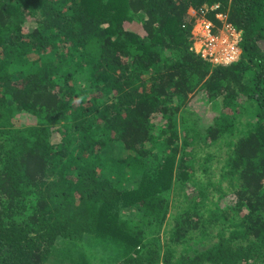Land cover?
I'll return each instance as SVG.
<instances>
[{"label": "trees", "instance_id": "16d2710c", "mask_svg": "<svg viewBox=\"0 0 264 264\" xmlns=\"http://www.w3.org/2000/svg\"><path fill=\"white\" fill-rule=\"evenodd\" d=\"M0 264H264V0H0Z\"/></svg>", "mask_w": 264, "mask_h": 264}, {"label": "rangeland", "instance_id": "374dc122", "mask_svg": "<svg viewBox=\"0 0 264 264\" xmlns=\"http://www.w3.org/2000/svg\"><path fill=\"white\" fill-rule=\"evenodd\" d=\"M214 8L217 7L216 5L213 6ZM205 12L206 9L205 7L202 8V11H199V13H197L195 10L193 9H189L188 10V14L193 18V22H192V35L194 37V32L196 34H198L199 32H201L200 29V23L202 22V20H204L203 18L206 19L205 16ZM216 17L218 19H220L221 23H219V25L215 24L212 22V35L215 36L217 38V41L215 42L216 47L213 49V53L217 56V60L218 61H223V55L228 52L230 50V48L235 45L234 41H235V33L234 31H237L233 26H231L230 24L226 23V16L222 15V14H216ZM208 20V19H207ZM205 21V20H204ZM236 36H240L241 37V33L239 31L236 32ZM195 39L199 38V35L194 37ZM193 42V45L197 42ZM192 45V47H193ZM234 47V46H233ZM240 56V48H239V55L238 58L235 60L237 61L239 59ZM234 61V62H235ZM222 63V62H220ZM230 64V63H228ZM216 65V64H214ZM75 85H79V83H75ZM191 96V97H190ZM190 97V99H189ZM188 99H186V103H185V108L183 107H179V113L181 112V109L183 108V113H184V121L186 123H189L190 118H197L198 119V123L200 126H207L209 125V123L211 122L213 116H215V114L217 113L218 107L216 104H212V103H208L206 101V94L203 93V91H196L194 94L190 93L189 94ZM75 101H77V99H75ZM191 112V113H189ZM188 115L190 116V118L188 117ZM23 118L22 114L20 116H18V118ZM20 118V119H21ZM22 121H24L23 119H21ZM26 121L24 122H30V119L25 118ZM151 121L157 125V127L159 126V124H161L162 122L165 121L164 118H161V116H155L153 118H151ZM53 141H58L59 140V135L57 133L53 134L52 137Z\"/></svg>", "mask_w": 264, "mask_h": 264}, {"label": "built area", "instance_id": "2783aa9c", "mask_svg": "<svg viewBox=\"0 0 264 264\" xmlns=\"http://www.w3.org/2000/svg\"><path fill=\"white\" fill-rule=\"evenodd\" d=\"M203 19L205 21L202 20V22L199 24L201 26L200 27L201 32H199L198 34L194 32V37L199 35V38L195 39V42L196 41L197 42L193 45L192 47L193 50H195V52H198L204 60L212 64L219 65V64H228L234 62L239 55L238 43L241 39L240 36H236L237 31H234L235 33V41H234L235 45H233L234 47L232 46L230 50L223 55L224 58L223 61H218L216 58L217 56L213 53V49L216 47L215 42L217 41V38L212 35V30H211L212 22L205 18Z\"/></svg>", "mask_w": 264, "mask_h": 264}, {"label": "clouds", "instance_id": "9594fccd", "mask_svg": "<svg viewBox=\"0 0 264 264\" xmlns=\"http://www.w3.org/2000/svg\"><path fill=\"white\" fill-rule=\"evenodd\" d=\"M210 21V20H209ZM212 22V21H211ZM195 51V50H194ZM196 53H198V52H196ZM199 54V53H198ZM200 55V54H199ZM201 57V56H200ZM202 58V57H201ZM203 59V58H202ZM232 63V62H231ZM212 64V63H211ZM213 65V64H212ZM223 65H226V64H223Z\"/></svg>", "mask_w": 264, "mask_h": 264}]
</instances>
